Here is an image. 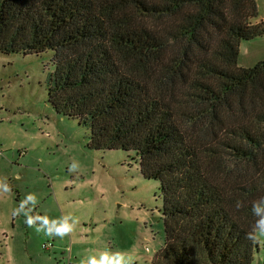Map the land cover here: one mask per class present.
<instances>
[{
	"label": "trees",
	"instance_id": "obj_1",
	"mask_svg": "<svg viewBox=\"0 0 264 264\" xmlns=\"http://www.w3.org/2000/svg\"><path fill=\"white\" fill-rule=\"evenodd\" d=\"M255 0H0V53L51 51L53 111L133 152L162 197L149 264H251L264 218V36Z\"/></svg>",
	"mask_w": 264,
	"mask_h": 264
},
{
	"label": "rangeland",
	"instance_id": "obj_2",
	"mask_svg": "<svg viewBox=\"0 0 264 264\" xmlns=\"http://www.w3.org/2000/svg\"><path fill=\"white\" fill-rule=\"evenodd\" d=\"M52 54L0 53V264H149L164 243L159 183L133 152L90 149L89 129L53 111ZM263 60L264 36L240 44L238 67ZM258 245L251 264H264Z\"/></svg>",
	"mask_w": 264,
	"mask_h": 264
},
{
	"label": "clouds",
	"instance_id": "obj_3",
	"mask_svg": "<svg viewBox=\"0 0 264 264\" xmlns=\"http://www.w3.org/2000/svg\"><path fill=\"white\" fill-rule=\"evenodd\" d=\"M77 167L78 166L76 164L72 165V168ZM29 198H34V195L30 194ZM261 203H264V200H262ZM26 223H28L29 227H32V224L30 222L26 221ZM37 230L39 231L38 228ZM72 230V226L67 225L63 228L62 231H57V234L62 238L64 235L69 234ZM247 238L255 243H259L261 240H264V218L257 222V225L254 227L253 232L250 233ZM88 264H108V259L106 256H102L99 261H97L95 258H90ZM113 264H115V262H113Z\"/></svg>",
	"mask_w": 264,
	"mask_h": 264
},
{
	"label": "built area",
	"instance_id": "obj_4",
	"mask_svg": "<svg viewBox=\"0 0 264 264\" xmlns=\"http://www.w3.org/2000/svg\"><path fill=\"white\" fill-rule=\"evenodd\" d=\"M31 223V222H30ZM51 246V244H46V245H44V248L45 249H47V248H49Z\"/></svg>",
	"mask_w": 264,
	"mask_h": 264
}]
</instances>
